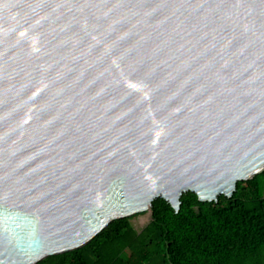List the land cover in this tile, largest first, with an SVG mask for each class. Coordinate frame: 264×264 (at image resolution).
Returning <instances> with one entry per match:
<instances>
[{
  "label": "water",
  "instance_id": "obj_1",
  "mask_svg": "<svg viewBox=\"0 0 264 264\" xmlns=\"http://www.w3.org/2000/svg\"><path fill=\"white\" fill-rule=\"evenodd\" d=\"M263 169L264 0H0V264Z\"/></svg>",
  "mask_w": 264,
  "mask_h": 264
},
{
  "label": "trees",
  "instance_id": "obj_2",
  "mask_svg": "<svg viewBox=\"0 0 264 264\" xmlns=\"http://www.w3.org/2000/svg\"><path fill=\"white\" fill-rule=\"evenodd\" d=\"M177 212L153 199L139 231L123 217L85 245L36 264H264V169L231 197L199 201L187 191Z\"/></svg>",
  "mask_w": 264,
  "mask_h": 264
},
{
  "label": "rangeland",
  "instance_id": "obj_3",
  "mask_svg": "<svg viewBox=\"0 0 264 264\" xmlns=\"http://www.w3.org/2000/svg\"><path fill=\"white\" fill-rule=\"evenodd\" d=\"M149 220L150 210L134 214L129 218L131 226L137 231H139L144 225H146Z\"/></svg>",
  "mask_w": 264,
  "mask_h": 264
}]
</instances>
